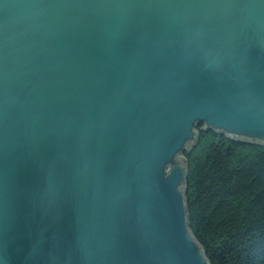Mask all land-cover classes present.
Segmentation results:
<instances>
[{
  "label": "water",
  "instance_id": "water-1",
  "mask_svg": "<svg viewBox=\"0 0 264 264\" xmlns=\"http://www.w3.org/2000/svg\"><path fill=\"white\" fill-rule=\"evenodd\" d=\"M198 128L264 145V0H0V264H211Z\"/></svg>",
  "mask_w": 264,
  "mask_h": 264
},
{
  "label": "trees",
  "instance_id": "trees-1",
  "mask_svg": "<svg viewBox=\"0 0 264 264\" xmlns=\"http://www.w3.org/2000/svg\"><path fill=\"white\" fill-rule=\"evenodd\" d=\"M185 199L211 264H264V145L198 128Z\"/></svg>",
  "mask_w": 264,
  "mask_h": 264
}]
</instances>
